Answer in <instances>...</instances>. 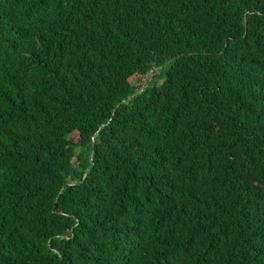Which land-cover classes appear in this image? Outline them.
Here are the masks:
<instances>
[{"label": "trees", "instance_id": "1", "mask_svg": "<svg viewBox=\"0 0 264 264\" xmlns=\"http://www.w3.org/2000/svg\"><path fill=\"white\" fill-rule=\"evenodd\" d=\"M0 264H264V0H0Z\"/></svg>", "mask_w": 264, "mask_h": 264}, {"label": "water", "instance_id": "2", "mask_svg": "<svg viewBox=\"0 0 264 264\" xmlns=\"http://www.w3.org/2000/svg\"><path fill=\"white\" fill-rule=\"evenodd\" d=\"M149 78H150V75L147 76L145 83L148 81ZM144 86L145 84L137 91V93H140L143 90Z\"/></svg>", "mask_w": 264, "mask_h": 264}, {"label": "rangeland", "instance_id": "3", "mask_svg": "<svg viewBox=\"0 0 264 264\" xmlns=\"http://www.w3.org/2000/svg\"><path fill=\"white\" fill-rule=\"evenodd\" d=\"M135 80V79H134ZM136 81V80H135ZM137 83H139V82H137Z\"/></svg>", "mask_w": 264, "mask_h": 264}]
</instances>
